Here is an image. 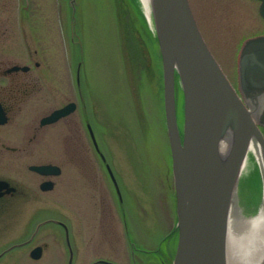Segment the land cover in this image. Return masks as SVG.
<instances>
[{
  "label": "rangeland",
  "instance_id": "rangeland-1",
  "mask_svg": "<svg viewBox=\"0 0 264 264\" xmlns=\"http://www.w3.org/2000/svg\"><path fill=\"white\" fill-rule=\"evenodd\" d=\"M140 2L0 0V66H29L28 76L36 81V87L30 88L20 104L14 123L0 127V135L18 130L24 122L23 128L31 121L37 126L42 117L69 103L77 104L73 114L42 129L43 135L32 143L31 151H0V176L19 185H32L42 178L31 172L30 166L60 167L61 175L52 179L54 189L47 197L43 195L49 204L37 208L50 210L52 223L70 225L77 264L93 260L86 246L92 248L95 240L105 245L108 230L119 237L114 243L119 262L126 263L132 251L139 264L148 262H144L143 253L155 254L160 248L162 258L173 256L174 244L168 241L177 228L176 188L164 106L163 63L153 21ZM189 4L213 56L239 92L241 47L246 39L264 34L259 2L189 0ZM143 21L154 36L155 47ZM2 78L0 75V85L7 87V79ZM177 87L181 128L184 96ZM88 125L100 153L93 146ZM31 135L32 131L28 132ZM13 141L11 137L5 142ZM251 158L249 155L244 178L253 168ZM253 165L259 167L257 159ZM243 183L248 185L249 180ZM35 188L41 195L38 186ZM247 195L239 199L242 213L254 216L263 202L254 204ZM24 216L7 217L6 223L0 217V229L10 225L6 237H0V248L5 239L25 234V230L14 229V225L25 223ZM49 228L54 231L50 240L64 239L56 226Z\"/></svg>",
  "mask_w": 264,
  "mask_h": 264
},
{
  "label": "water",
  "instance_id": "water-1",
  "mask_svg": "<svg viewBox=\"0 0 264 264\" xmlns=\"http://www.w3.org/2000/svg\"><path fill=\"white\" fill-rule=\"evenodd\" d=\"M257 1L264 19V0ZM152 13L163 63L169 139L177 151L173 167L180 236L174 264H225L226 214L244 169L245 143L256 134L264 151V34L247 39L241 47L238 92L205 42L189 0H152ZM176 75L184 96L183 146L175 109ZM75 110L76 104L71 103L54 111L42 125L53 124ZM4 116L0 109V125L6 121ZM228 131L243 141L226 168L218 171V145ZM32 170L60 174L56 166ZM7 186L0 180V192Z\"/></svg>",
  "mask_w": 264,
  "mask_h": 264
},
{
  "label": "flooded vegetation",
  "instance_id": "flooded-vegetation-1",
  "mask_svg": "<svg viewBox=\"0 0 264 264\" xmlns=\"http://www.w3.org/2000/svg\"><path fill=\"white\" fill-rule=\"evenodd\" d=\"M4 66V64L0 66V75L3 77L2 79H7V81H5L7 87L6 85H0V108L4 112V118L6 121L4 124L0 125L1 128H5L14 123V116L16 115L17 110L21 109L20 104L23 103L24 99L29 95L28 93L30 92V88L36 87L34 84L36 82L35 78H29L28 76L30 73L29 66L21 67L19 65H14L12 67L6 68ZM36 66L38 67L39 63H36ZM22 94L24 96H21ZM48 116H50V114L42 117L37 126H34L36 124L34 123L35 121H31L27 123V127L23 128L24 124L26 123L24 122L18 125V130L15 129L14 132L0 135L2 136L0 137V151H31L32 143L38 141L40 136L43 135L42 129L51 126L42 125L43 120ZM31 126L32 129H30ZM30 131H32V135L28 136V132ZM11 137L13 138L14 143L7 144L5 142L6 139H11ZM93 146L95 148L94 143ZM31 167L32 166L29 167V170L33 173H36L32 171ZM36 174L40 175L42 180L37 184L32 182V185H19L18 181H15L14 179L0 176L1 181L8 183V186L3 188V190L0 192V217H3V222L6 223L7 217H20V215H25V223L23 222V218H21L19 221L22 220L23 223H18L16 225L11 224L12 226H15V232H22L25 230V234L19 239L15 238L14 240H4L0 248V264H62L63 261H67L66 264H70L71 249L68 247L67 237L69 238V242L73 251L71 264H77V250L76 246H74L70 225L62 221L58 222L57 224L52 223L49 217L52 214L50 213L51 211L43 208L49 204V199L43 197V195L47 197L48 193L54 189L55 183L52 179L53 177L58 176H44L38 173ZM50 184H53V188L49 191L47 188ZM35 186H38V189H40L43 194H38ZM118 197L121 199L119 195ZM29 204H34V206L32 208L19 207L20 205L29 206ZM37 205L43 207L38 209ZM54 226L59 229V234L63 236L64 239H49V237L54 234V231H52L49 227ZM9 228L10 225H7L4 226L3 229H0L1 238L6 237L5 233ZM45 231L46 234L44 233ZM109 231L110 230L106 231L108 233L104 238L105 245L102 243L103 241L100 242L99 240H95L92 248L89 245L86 246L87 249L89 248V252L86 249V253H88L89 257L93 259L87 264H139L136 260V254L133 251L125 258L126 263L118 261L120 256L119 250L118 247H115L114 245L116 242L115 238L117 237L115 234ZM118 238L117 241L119 242ZM56 241L59 244L58 247L54 246V242ZM108 251L110 252L109 254L103 255L104 252L108 253ZM155 252V254L147 252L143 253L144 256H146V258H143L145 261H143L145 263L148 261L146 264H171L170 261L172 257L168 260L162 258L164 253H161V248L159 251ZM121 257L123 258V256Z\"/></svg>",
  "mask_w": 264,
  "mask_h": 264
},
{
  "label": "bare ground",
  "instance_id": "bare-ground-1",
  "mask_svg": "<svg viewBox=\"0 0 264 264\" xmlns=\"http://www.w3.org/2000/svg\"><path fill=\"white\" fill-rule=\"evenodd\" d=\"M143 3L146 14L150 17V21H153V13H152V0H140ZM140 2V5L142 3ZM154 24V23H153ZM152 25V24H151ZM249 39V38H248ZM205 40V39H204ZM162 58V57H161ZM224 72V71H223ZM225 74V73H224ZM226 75V74H225ZM179 76L176 75V115H177V99H178V87L179 85ZM231 83V82H230ZM232 84V83H231ZM233 86V84H232ZM234 87V86H233ZM235 89V87H234ZM236 90V89H235ZM142 91V88H141ZM183 99V108H184V97ZM184 118V117H183ZM178 115H177V123H178ZM179 126V123H178ZM264 128H262V135L264 136ZM184 121L183 126L179 127V138L182 146L185 145L184 142ZM242 139L237 134H233L232 132H226L223 134L222 138L219 141L218 145V163L216 164L218 171H223L228 163L231 161V157L235 154L234 151L237 150V147L242 143ZM248 144L246 145V155L244 158V169L240 172V181L232 191L231 203L229 210L226 214V234H225V264H264V203L258 209L256 215L254 216H245L242 213V203L239 201L240 197L250 196L251 201L254 204L261 205L260 202H264V178L262 172L264 171V151L263 147H261L259 137L256 134L250 136L248 139ZM170 158L172 160V177L174 182L175 174L173 167V158L177 154V151L171 147L170 144ZM175 153V155H174ZM249 155L253 157L249 161L252 163L253 168H249L250 174L245 173L246 163L249 158ZM257 159L259 163V167H254L253 160ZM249 180V184L243 183L244 179ZM243 180V181H242ZM195 184V183H193ZM176 186V184H175ZM198 186H202V183H198ZM176 188V187H175ZM200 190L203 187L199 188ZM250 193V194H249ZM194 202H200V197L196 196ZM259 200V201H256ZM175 209H176V222L177 228L176 233L173 234L169 238V243L173 242L174 246L171 247V252L173 253L172 259L170 261L171 264H174L178 243H179V220H178V212H177V194L175 191ZM167 243H165V251L167 249ZM163 251V250H161ZM162 254L164 252H161Z\"/></svg>",
  "mask_w": 264,
  "mask_h": 264
},
{
  "label": "trees",
  "instance_id": "trees-1",
  "mask_svg": "<svg viewBox=\"0 0 264 264\" xmlns=\"http://www.w3.org/2000/svg\"><path fill=\"white\" fill-rule=\"evenodd\" d=\"M143 24H144V30L148 32V36L151 38V44H152V46H153V47H155V44L153 43V39H152V37H154V36H153L152 34H150V33H149V31H148V28H147V25H146V22H145V21H143Z\"/></svg>",
  "mask_w": 264,
  "mask_h": 264
}]
</instances>
